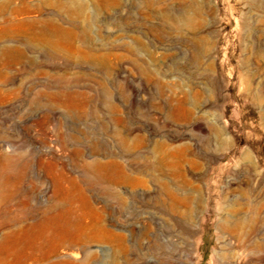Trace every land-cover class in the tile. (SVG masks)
I'll list each match as a JSON object with an SVG mask.
<instances>
[{
    "label": "rangeland",
    "instance_id": "obj_1",
    "mask_svg": "<svg viewBox=\"0 0 264 264\" xmlns=\"http://www.w3.org/2000/svg\"><path fill=\"white\" fill-rule=\"evenodd\" d=\"M60 135L66 264H264V0H0V143Z\"/></svg>",
    "mask_w": 264,
    "mask_h": 264
},
{
    "label": "bare ground",
    "instance_id": "obj_2",
    "mask_svg": "<svg viewBox=\"0 0 264 264\" xmlns=\"http://www.w3.org/2000/svg\"><path fill=\"white\" fill-rule=\"evenodd\" d=\"M61 95L70 102L77 97L72 92L54 96ZM51 141L43 147L0 143V251H13L15 245L28 242L30 247L24 256L27 264H66L65 255L58 250L70 238L81 240L87 228L82 215L68 207L56 209L45 198L49 184L46 176L36 169L44 170L47 176L59 177L65 169L61 149L67 150V140L60 135L59 142ZM114 158L98 159L94 167L104 178L116 181L123 178L124 171ZM70 182L76 185L74 178ZM37 184L42 188L40 192L35 191ZM55 192L60 195V190ZM63 251L75 259L70 264H80L76 262L81 256L78 250Z\"/></svg>",
    "mask_w": 264,
    "mask_h": 264
}]
</instances>
